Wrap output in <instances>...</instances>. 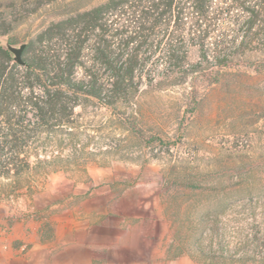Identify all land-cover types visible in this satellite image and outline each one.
Listing matches in <instances>:
<instances>
[{"label":"rangeland","instance_id":"rangeland-1","mask_svg":"<svg viewBox=\"0 0 264 264\" xmlns=\"http://www.w3.org/2000/svg\"><path fill=\"white\" fill-rule=\"evenodd\" d=\"M34 1L0 0V42H27L104 0H54L25 16ZM29 153L31 169L0 178V190L32 200L51 184L53 206L103 217L106 246L93 264H264V71L240 62L205 70L145 87L117 112L89 101L71 128L43 134Z\"/></svg>","mask_w":264,"mask_h":264},{"label":"trees","instance_id":"trees-1","mask_svg":"<svg viewBox=\"0 0 264 264\" xmlns=\"http://www.w3.org/2000/svg\"><path fill=\"white\" fill-rule=\"evenodd\" d=\"M52 1L35 0L25 16ZM253 56L264 57V0H104L37 32L24 65L0 45V178L30 170L31 145L71 128L84 103L117 112L145 87L183 85L205 70L240 62L264 71ZM118 118L145 137L134 120Z\"/></svg>","mask_w":264,"mask_h":264},{"label":"crops","instance_id":"crops-1","mask_svg":"<svg viewBox=\"0 0 264 264\" xmlns=\"http://www.w3.org/2000/svg\"><path fill=\"white\" fill-rule=\"evenodd\" d=\"M50 187L32 200L6 197L0 190V264H80L83 259L93 264L102 257L105 219L90 211L66 210L58 202L53 206Z\"/></svg>","mask_w":264,"mask_h":264},{"label":"water","instance_id":"water-1","mask_svg":"<svg viewBox=\"0 0 264 264\" xmlns=\"http://www.w3.org/2000/svg\"><path fill=\"white\" fill-rule=\"evenodd\" d=\"M0 45L4 46L12 54L14 62L20 65H24L23 54L25 49L27 48L28 41L16 45L5 40V41H1Z\"/></svg>","mask_w":264,"mask_h":264},{"label":"built area","instance_id":"built-area-1","mask_svg":"<svg viewBox=\"0 0 264 264\" xmlns=\"http://www.w3.org/2000/svg\"><path fill=\"white\" fill-rule=\"evenodd\" d=\"M14 211V210H13ZM13 211H11V212H13ZM13 214V215H12ZM11 216H14V213H11Z\"/></svg>","mask_w":264,"mask_h":264}]
</instances>
